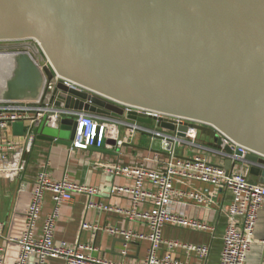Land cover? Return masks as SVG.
<instances>
[{"label":"water","instance_id":"obj_1","mask_svg":"<svg viewBox=\"0 0 264 264\" xmlns=\"http://www.w3.org/2000/svg\"><path fill=\"white\" fill-rule=\"evenodd\" d=\"M5 64L4 99L36 97L37 67L49 81L56 71L85 88L57 83L56 106L156 120L124 115L117 101L187 118L157 125L181 137L200 132L223 150L226 171L243 155L248 179L264 182V0H0ZM10 126L22 133V122ZM75 126L35 121L31 133L70 145Z\"/></svg>","mask_w":264,"mask_h":264},{"label":"built area","instance_id":"obj_2","mask_svg":"<svg viewBox=\"0 0 264 264\" xmlns=\"http://www.w3.org/2000/svg\"><path fill=\"white\" fill-rule=\"evenodd\" d=\"M62 83L68 88L84 90L85 88L77 82L59 75L53 71L52 80L48 81L43 90L33 98L3 99L0 100V150H12L13 142L4 139V134L14 122H30L24 150L31 148L34 134L31 126L35 121H44L51 126H58L61 119L72 118L75 123V132L70 142L74 149H87L89 147H103L105 141L110 138L117 140L120 135L119 126L126 127L127 137L134 134H142L149 138L159 140L161 150L165 152L164 167L162 170H149L143 165H120L110 164L106 171L128 176L133 179V184L113 185L111 192L119 195H127L130 207L123 211L116 209L118 213H124L130 220L144 221L151 232L143 235L130 229L106 228L105 230L114 236H121L125 242L138 239H147L149 246L146 255L139 264H203L209 254L206 245H181L188 250L194 251L198 257V263L179 261L173 257L172 250L179 246L177 242H168L167 249L159 254L162 244V229L166 225L189 228L199 231H213V226L206 221L196 218L171 213L167 207L174 200L188 199L197 204H212L219 191L229 192L232 196L231 202L226 210L229 222L222 236V247L218 264H245L247 254L253 241V231L256 226L258 213L264 202V183L253 182L247 178L242 171H226L223 166L211 163L205 157L195 155L192 157H178L176 146L186 142L187 135H193L195 131L189 129L184 137L175 132L161 128L157 125L158 119L166 122H174L182 125L190 121L181 116H173L166 113L155 112L150 109L133 106L114 101L127 112L135 111L146 116H155L153 125L138 123L124 117L116 118L110 115L78 111L70 108L56 106L50 101L51 93L57 83ZM4 85L0 83V94ZM226 144L233 149L238 148L242 153L249 151L246 147L234 142L231 138L218 131ZM120 142V140H118ZM215 153L224 155L221 150H213ZM225 156V155H224ZM153 161L160 158L155 153ZM235 160V158L233 157ZM241 159V161H239ZM237 162L243 161V155L238 157ZM202 182L213 186L215 189L203 193L199 191H183L174 187L175 183ZM146 183L149 185L146 187ZM46 191L51 192L53 207L45 216L41 234L35 236L36 222L42 208L43 196ZM98 188L80 184L63 177L52 180L48 177L47 164L41 166L34 181V187L30 194V202L25 212V221L22 234L19 238H7L9 242L19 245V253L14 261H7L3 257V248L0 247V264H46L49 257L63 258L66 264H124L105 260L91 255L92 244H78L69 246L65 242L54 243L53 233L56 221L60 214V206L71 201L75 193H86L95 195ZM149 203L150 207L139 210L138 207ZM84 228H90L86 223ZM2 224L0 222V236H2ZM264 243V240L262 241ZM126 245V244H125ZM125 253V250L122 251ZM33 259L32 262L30 260Z\"/></svg>","mask_w":264,"mask_h":264},{"label":"crops","instance_id":"obj_3","mask_svg":"<svg viewBox=\"0 0 264 264\" xmlns=\"http://www.w3.org/2000/svg\"><path fill=\"white\" fill-rule=\"evenodd\" d=\"M37 68L39 78L37 88L43 90L49 80L43 70L40 67ZM3 99L0 96V100ZM22 126L21 134H18L11 126L6 130L4 139L13 142L14 148L0 150V222L3 228L0 247L3 248L4 259L14 261L17 258L19 245L9 242L7 238L17 239L21 236L34 181L41 166L47 164L50 179L58 180L66 177L71 181L93 186L99 190L95 195L75 193L71 201L61 204L53 233L54 243L65 242L69 246L92 244L94 247L91 251L92 256L124 264L141 263L149 246L147 239L125 242L121 236L111 235L105 230L106 228L130 229L143 235L151 232L144 221L130 220L124 213L115 211L116 209L128 210L130 200L127 195L112 193V186H130L133 184V179L110 173L106 171V167L116 163L130 166L141 164L149 170H162L165 152L161 150L159 140L149 141L147 136L138 133L127 137L128 129L118 125L119 138L107 139L113 142L105 141L100 149L96 147L74 149L70 145L48 142L33 136L30 150L25 151L24 144L30 122L25 121ZM185 139L186 142L176 146L178 157L200 155L211 163L224 165L226 156L213 151L223 150L212 140L202 134L198 135L197 132L187 135ZM155 153L158 154L159 161L151 159ZM247 170L248 164L242 162H236L232 168V171L244 172L248 178ZM148 185L146 183L145 186ZM174 187L183 191L203 193L215 189L211 185L197 181L175 183ZM231 199L229 192L219 191L212 204L200 205L188 199L172 201L167 207L171 213L206 221L213 226V231L166 225L162 229L163 242L159 254L166 251L168 242H177L180 245L172 250L173 257L179 261L198 263L199 259L195 252L181 245H206L209 248V254L203 264H218L222 236L229 222L226 208ZM52 207V194L46 191L36 222V237L41 234L44 218ZM148 207L150 204L146 203L138 209L145 210ZM84 223L94 227L84 228L82 227ZM252 238L245 264H264V243L262 242L264 240V202L259 210ZM123 250L125 253H122ZM32 261L33 259L30 260ZM46 264H66V262L60 257H49Z\"/></svg>","mask_w":264,"mask_h":264},{"label":"bare ground","instance_id":"obj_4","mask_svg":"<svg viewBox=\"0 0 264 264\" xmlns=\"http://www.w3.org/2000/svg\"><path fill=\"white\" fill-rule=\"evenodd\" d=\"M6 60V59H5ZM9 70H10V67H8V65H6L5 64V66H1L0 67V83H1V85H2V82H1V80H2V75H3V72H6V74L9 72Z\"/></svg>","mask_w":264,"mask_h":264},{"label":"rangeland","instance_id":"obj_5","mask_svg":"<svg viewBox=\"0 0 264 264\" xmlns=\"http://www.w3.org/2000/svg\"><path fill=\"white\" fill-rule=\"evenodd\" d=\"M47 64L49 65V63L47 62ZM55 70V69H54ZM56 72V71H55ZM6 77V75L4 76V72H3V75H2V80H1V82L3 83L4 81H5V78ZM151 125H153V123H151ZM196 132V131H195ZM195 134V133H194ZM197 134L198 135H200L201 133L200 132H197ZM213 142V141H212ZM214 143V142H213Z\"/></svg>","mask_w":264,"mask_h":264}]
</instances>
